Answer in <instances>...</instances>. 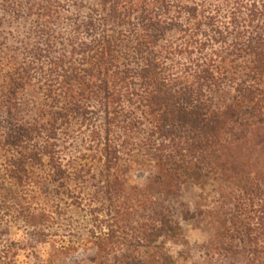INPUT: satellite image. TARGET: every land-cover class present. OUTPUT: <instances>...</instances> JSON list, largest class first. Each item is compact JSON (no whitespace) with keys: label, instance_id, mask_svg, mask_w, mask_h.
<instances>
[{"label":"trees","instance_id":"trees-1","mask_svg":"<svg viewBox=\"0 0 264 264\" xmlns=\"http://www.w3.org/2000/svg\"><path fill=\"white\" fill-rule=\"evenodd\" d=\"M0 13L33 18L20 39L0 18V203L54 184L89 203L97 261L123 249L113 264H177L136 255L182 239L169 210L134 218L141 154L166 199L185 179L235 185L194 264H264V0H0ZM1 243L0 230L14 264Z\"/></svg>","mask_w":264,"mask_h":264},{"label":"rangeland","instance_id":"rangeland-1","mask_svg":"<svg viewBox=\"0 0 264 264\" xmlns=\"http://www.w3.org/2000/svg\"><path fill=\"white\" fill-rule=\"evenodd\" d=\"M0 18L5 19L6 39L9 36L20 39L24 29L33 24V18L24 13L19 17L0 13ZM148 162L146 157L137 154L130 163L125 198L136 210L134 218H154L155 212L169 210L179 225L182 239L157 245L158 248L139 250L137 257L152 259L166 252L177 264L202 262L204 254L211 250L215 222L219 220L213 215L217 213L222 218L235 185L219 174H210L201 185L185 179L177 196L166 199L148 186L153 172ZM39 184L42 186L39 189L32 183L20 191L27 193L29 198L18 207L7 201L0 203L1 246L13 256L14 264H113L116 257L125 253L121 249L112 252L106 260L97 261L94 248L88 244L89 235L95 230L88 213L89 203L72 206L56 185ZM21 210L33 218H18ZM97 218L103 221L104 217ZM96 230L99 234L100 230Z\"/></svg>","mask_w":264,"mask_h":264}]
</instances>
